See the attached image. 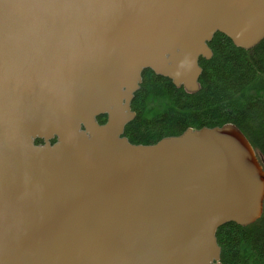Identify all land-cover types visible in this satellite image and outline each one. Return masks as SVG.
Instances as JSON below:
<instances>
[{
    "label": "water",
    "instance_id": "water-1",
    "mask_svg": "<svg viewBox=\"0 0 264 264\" xmlns=\"http://www.w3.org/2000/svg\"><path fill=\"white\" fill-rule=\"evenodd\" d=\"M53 2L82 10L71 47L60 21L38 51L0 33V264H222L217 231L264 209L247 137L230 124L153 145L124 133L146 69L197 92L216 33L264 39V0Z\"/></svg>",
    "mask_w": 264,
    "mask_h": 264
},
{
    "label": "trees",
    "instance_id": "trees-1",
    "mask_svg": "<svg viewBox=\"0 0 264 264\" xmlns=\"http://www.w3.org/2000/svg\"><path fill=\"white\" fill-rule=\"evenodd\" d=\"M209 47L213 57L201 58L200 89L195 93L176 87L150 69L143 72L131 104L136 117L126 126L124 135L133 144L153 145L189 128L235 125L263 164L264 39L244 49L216 33ZM97 120L104 124L107 116ZM217 240L222 264H264V209L261 218L250 225L225 224L217 231Z\"/></svg>",
    "mask_w": 264,
    "mask_h": 264
},
{
    "label": "clouds",
    "instance_id": "clouds-1",
    "mask_svg": "<svg viewBox=\"0 0 264 264\" xmlns=\"http://www.w3.org/2000/svg\"><path fill=\"white\" fill-rule=\"evenodd\" d=\"M82 10L69 3L56 4L53 0H0V33L6 40L30 41L34 51L36 42L55 35L49 21H60L59 41L71 47L77 32L85 25L79 21Z\"/></svg>",
    "mask_w": 264,
    "mask_h": 264
},
{
    "label": "rangeland",
    "instance_id": "rangeland-1",
    "mask_svg": "<svg viewBox=\"0 0 264 264\" xmlns=\"http://www.w3.org/2000/svg\"><path fill=\"white\" fill-rule=\"evenodd\" d=\"M260 162V161H259ZM261 164V163H260ZM262 165V167H263V169H264V163L263 164H261Z\"/></svg>",
    "mask_w": 264,
    "mask_h": 264
}]
</instances>
